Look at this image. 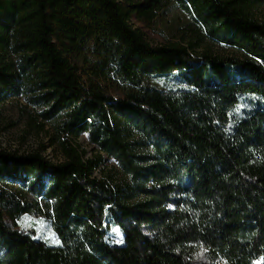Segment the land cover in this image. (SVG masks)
Segmentation results:
<instances>
[{"label": "trees", "instance_id": "1", "mask_svg": "<svg viewBox=\"0 0 264 264\" xmlns=\"http://www.w3.org/2000/svg\"><path fill=\"white\" fill-rule=\"evenodd\" d=\"M175 1L205 37L244 56L151 45L134 23L150 27L158 0H0V104L23 95L41 108L38 128L57 134L75 107L98 151L85 158L58 137L60 163L40 149L0 152V202L42 217L64 190L59 246L0 206V264L264 261V21L250 13L264 0ZM172 73L189 89L149 84ZM101 153L123 181L96 175ZM112 224L124 244L110 242Z\"/></svg>", "mask_w": 264, "mask_h": 264}, {"label": "rangeland", "instance_id": "2", "mask_svg": "<svg viewBox=\"0 0 264 264\" xmlns=\"http://www.w3.org/2000/svg\"><path fill=\"white\" fill-rule=\"evenodd\" d=\"M251 15L264 21V2L257 3L250 8ZM135 27H140L146 40L154 46H169L173 44L193 45L195 53L201 55L206 52L219 56H233L242 58L244 53L234 47L220 44L211 38L205 37L196 25L191 14L185 11L175 0H158L154 12V21L148 28H142L138 23ZM149 84L163 91L188 90L189 86L181 77L180 73L152 76ZM109 91L116 97L119 92L110 88ZM243 108V107H242ZM41 108L30 105L24 96L9 97L0 110V143H5L7 147H15L21 151L30 149H40L47 159L53 163L63 162L64 156L57 144L58 137L76 143L81 150L86 151L85 158H94L98 151L89 143L85 135L80 134L77 108L73 107L64 113L62 126L59 134L54 127L47 125L44 130L37 126L42 120H37V124L32 117L37 119L36 113ZM102 154V153H101ZM104 162L96 171L98 177L111 176L116 181H123L125 177L120 171L115 161L107 155L102 154ZM11 197L20 199L24 193L21 187L11 184L8 186ZM64 202V190L51 201L50 210L46 216L37 217L31 214H21V206L17 203L0 202V206L8 214L17 220L19 229L34 234L37 239L43 240L52 246L61 245L60 224ZM110 242L115 245L124 244V234L122 230L112 224L109 230ZM257 264H264L259 261Z\"/></svg>", "mask_w": 264, "mask_h": 264}, {"label": "built area", "instance_id": "3", "mask_svg": "<svg viewBox=\"0 0 264 264\" xmlns=\"http://www.w3.org/2000/svg\"><path fill=\"white\" fill-rule=\"evenodd\" d=\"M0 105H3L2 103ZM36 149H30V150H27V151H21L19 149H16L15 147H7V145H5V143H0V152L1 151H6V152H10V153H17L18 155L20 156H23V155H28L29 153H32L33 151H36ZM47 149L42 152V153H46ZM47 160H50V158L47 157Z\"/></svg>", "mask_w": 264, "mask_h": 264}]
</instances>
